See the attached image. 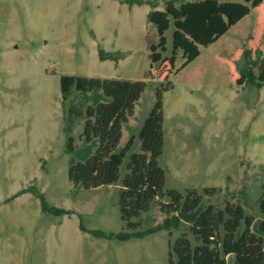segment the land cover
Instances as JSON below:
<instances>
[{"label":"rangeland","instance_id":"1","mask_svg":"<svg viewBox=\"0 0 264 264\" xmlns=\"http://www.w3.org/2000/svg\"><path fill=\"white\" fill-rule=\"evenodd\" d=\"M154 1V9L168 15L164 27L148 21V4L0 0V264H168L169 242L184 234L193 246L199 243L185 222L155 230L171 216L161 210L165 196L133 219L141 236H108L128 231L119 218L121 182L84 189L68 177L62 76L145 83L120 147L136 136L158 89L164 190H194L204 204L239 205L259 218L264 84L245 83L238 69L248 50L260 76L264 0L247 5V13L207 46L190 39L191 3L240 0ZM98 46L121 58L100 61ZM83 125L77 118L71 126L73 146L83 141ZM132 151H139L137 138ZM204 189L214 193L204 195ZM38 193L49 207L68 213L43 212ZM225 259L235 264L233 256Z\"/></svg>","mask_w":264,"mask_h":264},{"label":"trees","instance_id":"2","mask_svg":"<svg viewBox=\"0 0 264 264\" xmlns=\"http://www.w3.org/2000/svg\"><path fill=\"white\" fill-rule=\"evenodd\" d=\"M132 5L148 4L152 10L146 17L164 27L168 17L156 7L154 0H118ZM235 3L205 4L193 1L188 24L190 39L195 44L207 46L221 36L230 26L247 13V5L255 6V0H240ZM170 0L168 3H174ZM182 4H179L181 7ZM120 52H107L98 46V59H120ZM264 63V57H262ZM256 61L248 50L243 52V64L238 72L245 83L264 84V64L255 77ZM145 83L126 80L95 79L72 76L60 77L62 103L66 106L63 131L66 136L68 177L75 187L97 188L121 182L118 192L119 218L128 231L109 234L117 240L141 236L139 221H133L147 212L155 199L167 197L161 210L171 214L155 227L176 228L179 222L188 224L190 233L199 241L195 246L184 234L169 242L168 264H227L231 255L235 264H264V194L259 200V218L248 215L239 205L226 203L223 208L204 204L194 191L185 195L175 190H164V170L158 159L163 150L161 96L156 89V100L144 118L136 136L130 135L120 147L122 127L133 114L134 106L143 92ZM78 98V103H73ZM84 105V109L82 108ZM83 119L82 143L73 146L69 135L75 119ZM139 141V151L133 152L134 139ZM123 175L121 178V170ZM264 189V183L262 184ZM214 189H204V195H212ZM43 212L59 215L68 213L64 209L49 207L42 195ZM97 236H105L98 230H89Z\"/></svg>","mask_w":264,"mask_h":264}]
</instances>
